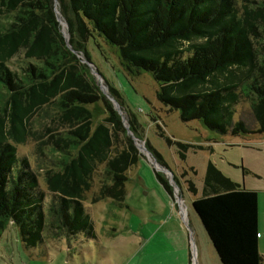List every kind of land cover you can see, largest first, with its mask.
Returning a JSON list of instances; mask_svg holds the SVG:
<instances>
[{
	"label": "trees",
	"instance_id": "16d2710c",
	"mask_svg": "<svg viewBox=\"0 0 264 264\" xmlns=\"http://www.w3.org/2000/svg\"><path fill=\"white\" fill-rule=\"evenodd\" d=\"M1 2L13 15L0 30V91L5 97L0 103V239L12 223L27 251L47 240L46 195L12 144L25 140L31 119L42 108L51 111L42 130L49 135L47 145L60 157L57 171L46 176L53 241L63 236L71 241L80 234L96 239L84 202L99 166L104 167L102 186L93 202L122 203L126 198L128 171L142 154L91 73L87 46L94 36L118 49L131 75L150 72L159 85V101L180 111L185 123L198 119L222 135L264 133V0ZM59 17L67 24L69 43ZM106 83L130 130L143 140L137 117ZM246 102L255 128L247 120H234ZM92 106L105 114L96 127ZM146 146L166 167L161 155L148 142ZM156 175L172 194L169 180ZM188 190L198 196L194 183ZM193 207L222 264H264L256 191L209 163L202 196Z\"/></svg>",
	"mask_w": 264,
	"mask_h": 264
},
{
	"label": "rangeland",
	"instance_id": "374dc122",
	"mask_svg": "<svg viewBox=\"0 0 264 264\" xmlns=\"http://www.w3.org/2000/svg\"><path fill=\"white\" fill-rule=\"evenodd\" d=\"M12 15L6 12L0 0L2 32L8 27ZM64 30L68 36L67 24H64ZM87 49L92 60L91 73L108 93L106 81L121 93L126 107L137 117L144 130V138H138L139 141L144 142L145 146L148 142L161 155L166 167L159 164L149 150L150 153L140 151L142 156L138 164L128 171L124 202L104 200L94 203L93 197L102 186L100 180L104 172V167L99 166L84 202L85 209L94 222L99 242L84 234L71 241L63 236L57 242L64 243V250L55 252L54 256L67 257L68 245L72 244L75 255L80 249L77 246L84 245L85 252L87 248H92L96 257L102 253V260L107 264L132 260L148 261L142 264H222L193 208V201L202 196L206 171L209 163H212L232 181L243 185L245 189L256 191L262 202L264 133L248 136L222 135L198 119L185 123L180 111L171 110L159 101V85L150 72L131 75L121 61L118 49L98 36L90 39ZM2 96L4 95L0 91L1 104L5 100ZM95 107H91L94 127L105 118L103 108ZM50 116V108H42L31 119V131L25 133V140L12 144L17 157L28 162L40 190L46 195L45 213L49 227H46L44 236L46 241L53 243L50 231L52 217L51 213L50 216L48 214L52 196L47 187L46 176L51 170L57 171L56 165L59 164L57 162L60 157L55 154L53 147L47 145L49 135L45 136L42 131ZM241 119L247 120L255 128L247 102L242 103L235 114V121ZM180 145L188 147L185 149ZM156 173H161L169 180L172 194L159 182ZM190 182L197 187L198 196L188 190ZM16 234L20 237L18 228L10 223L0 239V264L9 262L11 258L19 262L21 254H25L21 242L20 251L16 249Z\"/></svg>",
	"mask_w": 264,
	"mask_h": 264
},
{
	"label": "crops",
	"instance_id": "0c3cea01",
	"mask_svg": "<svg viewBox=\"0 0 264 264\" xmlns=\"http://www.w3.org/2000/svg\"><path fill=\"white\" fill-rule=\"evenodd\" d=\"M247 190H250V189H247ZM258 231H259V251L261 255L264 256V200L261 202L260 199H259ZM95 240H98L99 242V237H98L97 232H96ZM15 242H16V249L19 250V243L21 242V240L17 234L15 237ZM63 245L64 243H58L57 241L53 243L45 241L44 244L38 247H35L32 250L29 249V251L25 250L22 246L25 254H21L20 261L15 262L14 258H11L10 260H8L9 262L4 261V264H34V263L35 264H107L105 260H102V256H103L101 255L102 253H100L99 257H96V255L93 253L92 248H87V252H85L86 249L83 248L84 245L77 246V247H80V249L78 250L76 255L74 254L75 252H73L75 247H70V245H68L67 257L64 256V258H60V256L59 257L54 256L55 252H59V251L61 252L62 250H64ZM88 254H89V257H88ZM146 262L148 263V261ZM146 262L132 260V261H126L125 263H120V264H142ZM111 263L108 262V264H111Z\"/></svg>",
	"mask_w": 264,
	"mask_h": 264
},
{
	"label": "water",
	"instance_id": "95a60500",
	"mask_svg": "<svg viewBox=\"0 0 264 264\" xmlns=\"http://www.w3.org/2000/svg\"><path fill=\"white\" fill-rule=\"evenodd\" d=\"M57 2V1H56ZM56 12H57V14H59V11L58 10H56ZM59 20H60V22H61V24L63 25V27H64V24L66 25V23H64L62 20H61V18L59 17ZM63 33H64V35H65V38H66V42L67 43H69V38H68V36H67V34H66V32H65V30H64V28H63ZM89 66L91 67V65L89 64ZM99 77H101L100 75H99ZM98 77V78H99ZM100 86H101V89H102V91H103V93L111 100V102L113 103V105H114V107H115V109L119 112V114L122 116V120H123V123H124V125H125V127H126V129H127V132H128V135H130L131 136V138L134 140V143H135V146L139 149V151H146V152H148V153H150L149 151H148V149L146 148V146H145V143L144 142H140L139 141V139L138 138H136V136L133 134V132L130 130V126H129V124H128V122H127V119H126V117L124 116V114H123V112H122V109H121V107H120V104L114 99V98H112L111 96H110V94L108 93V91L105 89V87L102 85V84H100ZM194 208V207H193ZM195 210V209H194ZM196 212V211H195ZM196 214L198 215V213L196 212ZM198 217H199V215H198ZM200 218V217H199ZM201 220V219H200ZM202 222V221H201ZM203 224V223H202ZM204 226V225H203ZM205 228V227H204ZM206 230V229H205Z\"/></svg>",
	"mask_w": 264,
	"mask_h": 264
}]
</instances>
